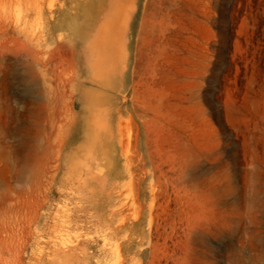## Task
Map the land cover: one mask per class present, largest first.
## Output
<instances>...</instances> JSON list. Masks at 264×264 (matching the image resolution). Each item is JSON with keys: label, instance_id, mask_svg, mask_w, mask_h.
Wrapping results in <instances>:
<instances>
[{"label": "rangeland", "instance_id": "rangeland-1", "mask_svg": "<svg viewBox=\"0 0 264 264\" xmlns=\"http://www.w3.org/2000/svg\"><path fill=\"white\" fill-rule=\"evenodd\" d=\"M0 264H264V0H0Z\"/></svg>", "mask_w": 264, "mask_h": 264}]
</instances>
